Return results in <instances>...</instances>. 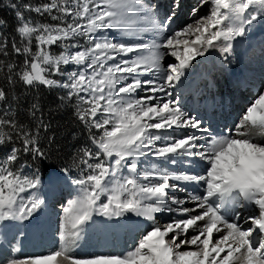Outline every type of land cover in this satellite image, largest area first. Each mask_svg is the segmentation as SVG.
<instances>
[{
	"label": "snow or ice",
	"instance_id": "6c2138e0",
	"mask_svg": "<svg viewBox=\"0 0 264 264\" xmlns=\"http://www.w3.org/2000/svg\"><path fill=\"white\" fill-rule=\"evenodd\" d=\"M205 5L207 15L199 16ZM12 7L17 8L19 40L0 38V53L24 59L19 68L6 65L8 82L16 77L29 89L67 90L64 99H75L76 118L89 129L94 149L83 148L74 158L81 175L71 184L79 195L61 209L58 249L6 264H264V142L257 139L264 137V93L234 126L216 132L170 91L191 62L218 41H224L221 54H231L233 41L264 21V0H199L192 9L195 19L180 29L171 27L180 0L163 12L158 0H48L24 3L23 11ZM25 12L47 14L58 23H32ZM112 31L136 40L109 38ZM145 33L152 38L141 39ZM54 45L63 51L53 53ZM169 56L175 62L165 65ZM69 65L75 68L69 71ZM149 73L151 78H140ZM6 98L0 90V101ZM38 113L33 103L34 128L7 109L0 116V146L12 145L0 158V222L30 221L46 204L37 194L40 176L16 167L21 154L47 158L39 141L49 125ZM186 129L192 131H179ZM141 157L150 159V171L138 168ZM61 172L71 176L69 168ZM187 185L199 191L193 189L187 199L173 195L187 193ZM189 201L194 207H185ZM235 208L249 214L241 217ZM162 212L183 218L160 225L156 214ZM128 213L153 222L133 249L123 255H72L94 216Z\"/></svg>",
	"mask_w": 264,
	"mask_h": 264
},
{
	"label": "rangeland",
	"instance_id": "374dc122",
	"mask_svg": "<svg viewBox=\"0 0 264 264\" xmlns=\"http://www.w3.org/2000/svg\"><path fill=\"white\" fill-rule=\"evenodd\" d=\"M161 5V11H167L173 4V0H158ZM199 3V0H180V7L177 11L175 23L172 24L173 29H180L186 24H191L195 19L192 16V9ZM208 5L200 8L198 15L204 16L208 13ZM109 38H114L117 41H134L136 37L121 36L118 32L112 31ZM152 37L150 34L145 33L141 39L147 41ZM83 43V39L80 41ZM224 45V41H218L217 46L210 49L205 56L197 57L191 62V66L186 70L184 77L186 79H195L196 85L199 90L203 89L205 98H208L213 103H218V118L213 122L203 124L204 127L211 126L216 132L226 130L227 127H232L240 119L247 107L250 106L260 93L264 92V21H258L254 25L250 26L247 30V34L244 37H238L233 41V49L231 54H221V48ZM216 53L220 62L212 59V54ZM174 58L166 57L164 63H174ZM73 66V65H69ZM75 68V66H74ZM73 68V69H74ZM243 72V73H242ZM238 73H242L246 76L244 84V92L240 93L241 87L234 89V78L239 77ZM152 74L149 73L146 76L140 78H151ZM233 83V84H232ZM251 87L257 89L251 92ZM173 98L178 101L177 92L171 89ZM239 91V92H238ZM140 96L144 93L140 92ZM237 95V96H236ZM221 102V103H220ZM189 105L186 101V106ZM216 108V107H215ZM188 112V110H186ZM217 112V111H216ZM220 114H224L220 117ZM231 122V123H230ZM192 131L190 129L179 130ZM154 159V158H151ZM159 164V162L157 161ZM173 166H170V168ZM138 168L141 171L151 170L150 159L141 157L138 163ZM127 174L126 169L124 170ZM199 171V170H197ZM26 175L33 176L30 172H24ZM50 179L55 182V186L49 185ZM188 192L173 193L181 199H187L189 193L195 189L197 192L199 188L196 185H187ZM30 193L23 195L27 196ZM38 195L46 200V204L50 205V210L56 215L55 221H52L54 235L46 239L45 234L36 233L33 229H28L31 235L34 236L26 243V247L19 243V238L22 236L23 229L21 222L18 221H3L0 222V264H6V261L11 258L25 259L29 257L47 255L53 251H56L59 247L58 231L60 224V214L62 207L70 200L76 198L79 195V190L71 184V178L63 173L54 171L45 181H41V185L38 190ZM185 207L192 208L194 204L189 201L185 204ZM190 213L189 215H193ZM246 214L241 210V215ZM162 217L156 218V223L164 225L173 220H178L181 217L178 213H160ZM139 217L134 214L128 213L120 218H105L101 216H94L90 221L84 232L81 234L79 241L73 249L72 255L77 258H90L102 251L105 247L106 255H123L129 250L133 249L142 238L146 231L150 230L153 226V222L150 221L151 226L144 230L137 228L140 224ZM147 222V221H146ZM242 222V221H241ZM249 225H244L247 228ZM112 229H119V232H115L112 236L115 239L105 238V231ZM102 229L104 232L98 231ZM26 231V233H28ZM193 234L191 231L189 235ZM36 238V239H35ZM21 241V240H20ZM18 251H13V248ZM26 252L22 253V249ZM46 251L44 252V249ZM111 247V248H110ZM114 250V251H113ZM187 250V249H186ZM38 251V252H36ZM27 252H30L28 254ZM96 252V253H95Z\"/></svg>",
	"mask_w": 264,
	"mask_h": 264
},
{
	"label": "trees",
	"instance_id": "16d2710c",
	"mask_svg": "<svg viewBox=\"0 0 264 264\" xmlns=\"http://www.w3.org/2000/svg\"><path fill=\"white\" fill-rule=\"evenodd\" d=\"M45 2L48 0H0V38L6 36L9 41H12L14 37L17 41L19 40L15 32L19 23L16 17L17 8H13L12 5L21 6L19 10L23 11L22 5L24 3L36 6ZM24 16L32 23H58V21H52L47 14L40 16L34 12H25ZM33 50H35V42L33 43ZM51 51L59 54L63 49L54 45ZM23 59L24 57L16 56L11 52L9 56L0 53V62L5 65V67L0 68V90H4L7 97L6 100L0 101V116H3L7 109L19 123L34 128L37 120L31 115V105L37 104L40 108V113L37 115L41 116L42 114L41 118L49 125L47 131L41 130L39 141L47 158L39 160L33 159L30 155L21 154L16 167L23 165L24 172L39 175L41 180L45 179L52 171L61 172L62 167L70 169L71 178L79 177L81 171L74 166V158L79 159L81 149H94V146L89 139V129L76 118V101L74 98L71 101L64 99L67 90L63 88L39 86L35 89H29L16 77H13L16 82L10 84L7 79L6 65L13 63L19 68ZM73 68L74 65L68 66L67 70L70 71ZM53 78L65 80L66 76ZM91 132H95V129H91ZM11 146V144L0 146V158L10 151Z\"/></svg>",
	"mask_w": 264,
	"mask_h": 264
},
{
	"label": "bare ground",
	"instance_id": "6f19581e",
	"mask_svg": "<svg viewBox=\"0 0 264 264\" xmlns=\"http://www.w3.org/2000/svg\"><path fill=\"white\" fill-rule=\"evenodd\" d=\"M243 73V72H242ZM242 73H239V77H237V78H234L235 79V81L233 82L234 83V89H238V87L240 86L241 87V90H240V93L242 94V92H244V84H245V81H246V76L245 75H243ZM240 78H242V82H239L238 80L240 79ZM232 83V84H233ZM240 87H239V89H240ZM255 88V87H254ZM253 88L251 87V90H252ZM253 91V90H252ZM239 92V91H238ZM237 96V95H236ZM231 123V122H230ZM257 139L258 140H260L261 142H264V137H257ZM126 174V173H125ZM49 185L51 186V187H54L55 186V182L54 181H52L51 179H50V182H49ZM50 205L51 204H45V206L34 216V218H32L30 221H25V222H23V223H21V224H23L22 225V227H23V229H25V231L23 230V233H22V236L19 238L20 240L18 241L20 244L22 243L23 244V246L24 247H26V243L29 241V240H31L30 238H31V233H30V231L28 232V229H33L36 233H43V234H45V235H43V236H45L46 237V239H48V238H50V237H52L53 235H54V228H53V224H52V221L54 222L55 221V214L52 212V210H50ZM241 210L243 211V212H245L246 214L247 213H249V212H246L245 211V209L244 208H241ZM257 212H258V210H257ZM158 217H162V215H160V213H157L156 214V218H158ZM139 221H140V224L137 226V228H140L141 230H144V229H146V228H149L150 226H151V223H150V221H147V220H145L144 218H142V217H139ZM139 221H136V222H139ZM147 221V222H146ZM26 231L28 232V233H26ZM98 231H100V233L102 232H104L102 229H99ZM113 231H115V232H119V229H112V228H110L109 230H106L105 231V239L104 240H106L107 238H110L111 240H112V238L113 239H115V236H112L111 235V233L112 234H115V232H113ZM191 231V230H190ZM34 238V236H32V239ZM36 239V238H35ZM108 240V239H107ZM24 247H23V249L21 250L22 251V253H24V252H26L25 250H24ZM48 247H46L45 249H44V252L46 251V249H47ZM111 248V247H110ZM114 251V250H113ZM36 252H38V251H36ZM100 253L99 254H97V255H106L107 253H106V251H105V247H104V249L102 250V251H99ZM28 254H30V252H27ZM96 253V252H95ZM96 256V255H95Z\"/></svg>",
	"mask_w": 264,
	"mask_h": 264
}]
</instances>
